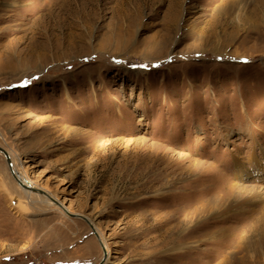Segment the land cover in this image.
<instances>
[{"label":"rangeland","instance_id":"1","mask_svg":"<svg viewBox=\"0 0 264 264\" xmlns=\"http://www.w3.org/2000/svg\"><path fill=\"white\" fill-rule=\"evenodd\" d=\"M0 147V264H264V0H0Z\"/></svg>","mask_w":264,"mask_h":264},{"label":"water","instance_id":"2","mask_svg":"<svg viewBox=\"0 0 264 264\" xmlns=\"http://www.w3.org/2000/svg\"><path fill=\"white\" fill-rule=\"evenodd\" d=\"M0 153L4 156V158H5V160H6V163H7L8 167L10 168V173H11L12 175H14V174H13V171H12V164H11V161H10V158H9L8 153H7L3 148H1V147H0ZM13 178H14V180L16 181V183H17L20 187H22V188H26V189H29V190L32 191V192L35 190V189L29 188V187L23 185V183H22V182H21L16 176H13ZM37 193H41V192L38 191ZM43 194L46 195L45 193H43ZM65 214H66L67 216H69V217L80 218L81 220H83L86 224L89 225L90 229L92 230V233H93L94 235H96V232L94 231L93 227H92L91 224L88 222V219H87L86 217H84V216H79V215H72V214L68 213L67 211H65ZM104 257H105V256H104ZM100 264H102V263H100Z\"/></svg>","mask_w":264,"mask_h":264},{"label":"bare ground","instance_id":"3","mask_svg":"<svg viewBox=\"0 0 264 264\" xmlns=\"http://www.w3.org/2000/svg\"><path fill=\"white\" fill-rule=\"evenodd\" d=\"M236 161V164L239 166L240 165V161H239V159H235ZM12 171H14L13 170V166H12ZM239 172H241V170L239 171ZM238 172V173H239ZM243 173V172H242ZM11 174V173H10ZM13 174H14V172H13ZM12 175V174H11ZM13 176H15V175H12V177ZM21 179V178H20ZM19 179V180H20ZM22 181V180H21ZM24 185V184H23ZM30 191V190H29ZM31 192V191H30ZM25 193H28L27 191L25 192ZM49 203H51V202H49ZM20 206V205H19ZM19 208H22V206H20ZM25 210V209H24ZM88 222L91 224V226L93 227V229H94V231L96 232V235H94L95 236V238L97 239V241H98V243H99V245H100V247H101V250H102V253H103V260H102V264H104V262L106 261V259L108 258V256H107V254L109 255V250L108 249H106L105 248V246H104V244H103V242H102V238L100 237V235L98 234V232L96 231V228H95V226L93 225V223L90 221V220H88ZM88 225V224H87ZM89 226V225H88ZM92 231V230H91ZM190 246H184V247H177V248H175L173 251L174 252H176V251H179V250H183V249H188ZM105 256V257H104Z\"/></svg>","mask_w":264,"mask_h":264}]
</instances>
